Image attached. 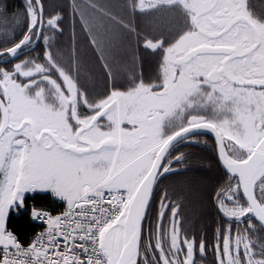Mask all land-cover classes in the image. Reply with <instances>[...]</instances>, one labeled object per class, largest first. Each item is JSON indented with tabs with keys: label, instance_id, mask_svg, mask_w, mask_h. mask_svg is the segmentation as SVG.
I'll return each instance as SVG.
<instances>
[{
	"label": "snow or ice",
	"instance_id": "snow-or-ice-1",
	"mask_svg": "<svg viewBox=\"0 0 264 264\" xmlns=\"http://www.w3.org/2000/svg\"><path fill=\"white\" fill-rule=\"evenodd\" d=\"M0 264H264V0H0Z\"/></svg>",
	"mask_w": 264,
	"mask_h": 264
},
{
	"label": "flooded vegetation",
	"instance_id": "flooded-vegetation-1",
	"mask_svg": "<svg viewBox=\"0 0 264 264\" xmlns=\"http://www.w3.org/2000/svg\"><path fill=\"white\" fill-rule=\"evenodd\" d=\"M17 2H18V0H17Z\"/></svg>",
	"mask_w": 264,
	"mask_h": 264
}]
</instances>
